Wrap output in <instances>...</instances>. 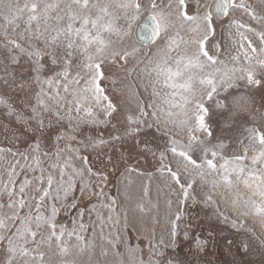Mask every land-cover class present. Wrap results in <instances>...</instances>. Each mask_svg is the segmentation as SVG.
<instances>
[{"label":"snow or ice","instance_id":"snow-or-ice-1","mask_svg":"<svg viewBox=\"0 0 264 264\" xmlns=\"http://www.w3.org/2000/svg\"><path fill=\"white\" fill-rule=\"evenodd\" d=\"M0 117V264H195L197 206L264 264V0H0Z\"/></svg>","mask_w":264,"mask_h":264},{"label":"rangeland","instance_id":"rangeland-1","mask_svg":"<svg viewBox=\"0 0 264 264\" xmlns=\"http://www.w3.org/2000/svg\"><path fill=\"white\" fill-rule=\"evenodd\" d=\"M255 2V0H253ZM223 40H227V36L223 35L220 37ZM147 43V42H145ZM243 89H241L242 91ZM13 95V99H16L15 94ZM18 102V101H17ZM255 102L256 106L259 107L261 104L260 95L259 93L255 96ZM9 124V121L3 119V117H0V125ZM10 127H15V124H10ZM111 129H98L97 132H103L105 136L108 135L109 132H111ZM89 134L95 135L96 133L90 132ZM230 135L235 136L238 135L237 131H233L230 133ZM7 143V140L5 138V133L3 128H0V144ZM131 143V142H129ZM109 152L113 153L114 158L118 159L119 154L121 151L125 153V155L128 154V145L124 146H118L117 149H108ZM132 159L128 160V163L132 166L136 165V154L135 152L131 153ZM91 160L94 162V167H103V165L100 163L101 160H104L103 154L100 155L99 159L95 155L91 157ZM145 169L149 171H154L153 167H150L149 165H142L141 171H144ZM110 171V166H109ZM124 172V165L121 164L119 169L116 172H111L109 176L110 183L108 184V190L113 194L116 195V188L120 184V182L123 180V176L121 175ZM129 179L133 181V188H138L141 184L147 183L148 178L146 176H140L137 173H132L129 176ZM160 184L161 188H163L162 183L158 179H153V195H155V188L156 185ZM77 196L79 197V193H77ZM161 202H163V192H161ZM97 200L95 197L89 198L84 197L81 206L86 207L87 209H91V206L93 204H96ZM223 210V209H222ZM192 217H194L192 223H193V230L196 232V234L201 235L202 237H207L209 232H212L215 240L210 241L209 246L207 248V252L202 253L198 257H193V255L190 252V241L183 240V237H180V244L177 248V255L182 260L187 261H195V264H207V262H211V264H223V261L226 259H232L231 256L227 255V250L223 246V236L230 235L235 230L231 228L230 224L225 223L222 219H218L214 214L212 209L205 208L203 206H197L195 208H189L188 210ZM72 215H75V212L73 211ZM59 219L64 223L71 225V219L72 216L66 215L64 213H61ZM85 221L94 223L96 222V216L95 213H91V220H89V213L86 212L85 215ZM160 226H157V232L159 233ZM91 233V229L89 230V235ZM131 236H135V232L129 233ZM245 260H251L254 261L255 264H259V261L261 257L258 253L253 254L250 257H245Z\"/></svg>","mask_w":264,"mask_h":264},{"label":"water","instance_id":"water-1","mask_svg":"<svg viewBox=\"0 0 264 264\" xmlns=\"http://www.w3.org/2000/svg\"><path fill=\"white\" fill-rule=\"evenodd\" d=\"M150 27H151V25H148V28L147 29H142V32L137 34V38L140 39V40H142V41H144V42H147L145 40V38H144V34L143 33H145L148 30H150Z\"/></svg>","mask_w":264,"mask_h":264}]
</instances>
